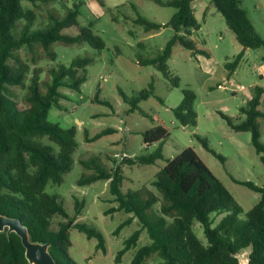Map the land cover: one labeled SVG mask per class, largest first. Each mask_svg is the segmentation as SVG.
<instances>
[{
  "label": "trees",
  "instance_id": "16d2710c",
  "mask_svg": "<svg viewBox=\"0 0 264 264\" xmlns=\"http://www.w3.org/2000/svg\"><path fill=\"white\" fill-rule=\"evenodd\" d=\"M22 1L0 0V213L19 218L28 227L33 241L49 242V252L57 264H78L68 251L71 246L69 221L74 218L66 212L57 194L45 191L49 182L60 184L63 174L71 168L76 147V127L64 128L51 122L48 112L51 107L59 106L58 101L62 96L60 87L80 90L87 80L86 68L94 62V58L77 56L68 64L52 68L51 79L44 84V91L40 87L39 69L35 68L27 84L24 103L15 100L7 87L24 84L29 64L16 58L18 65H10L8 60L21 47L31 48L34 44L41 45L45 52H50L51 44L56 41L65 44L85 42L98 52L106 44L100 35L94 33L93 22L79 24L78 4L69 8L63 16H52L46 27L31 29L35 12L25 8ZM28 1L35 4L37 1L53 0ZM153 1L162 6H171L176 11L164 24L149 21L140 15L133 20L134 23L142 26L145 32L170 26L175 33L157 55L138 63L153 65L173 86H178L180 78L171 74L167 64L173 46L180 44L192 52L207 55L191 38L192 32L200 28L193 8L195 0ZM241 2L210 0L240 45L264 50V36L256 29ZM19 19L25 21L23 27L18 33H13L12 29ZM75 25L78 26L77 33L71 35L62 32L64 28ZM242 55L240 52L224 64L229 73L236 69ZM50 57L55 58L54 52H50ZM263 93L262 86H254L252 96L239 110L244 118L233 122L227 117V122L236 131L250 132L251 144L264 165V141L259 131V119H264V111L259 108ZM151 94V89H143L139 96L128 99L123 94L125 101L130 103L129 112L136 109L140 98H147ZM195 100V91L183 88L181 101L173 107L176 120L183 126L196 125ZM114 131L113 128L103 129L87 140ZM167 136L168 130L162 124L146 129L142 133V140L146 145H156L155 149L127 157L123 162L140 165L155 163L163 158V144ZM43 137L55 143L58 149L43 142ZM200 139L208 147L205 140ZM81 163L91 172H83L77 184L108 180V190L116 206L105 210V214L115 211L132 213L115 232L134 217L140 224V228L124 240L123 248L116 254V262L127 250L136 246L140 232L145 230L150 242L136 249L129 264H143L152 254L159 259L155 264H238L235 255L246 249L249 250V264H264V184L239 182L260 193L259 200L241 218L242 207L192 147H185L167 159L150 181L151 188L144 184L126 192L120 188L123 174L119 165L107 171L95 158L82 160ZM82 206L83 200L75 199V215L81 214ZM223 211L226 213L215 223L212 213ZM55 216L68 220L59 222L58 227L53 228ZM195 221L201 224L206 242H202L193 231ZM72 227L84 232L88 238H97L98 246L104 249L103 237L94 227L80 221L74 222ZM24 251L16 233L0 232V264H29Z\"/></svg>",
  "mask_w": 264,
  "mask_h": 264
},
{
  "label": "rangeland",
  "instance_id": "374dc122",
  "mask_svg": "<svg viewBox=\"0 0 264 264\" xmlns=\"http://www.w3.org/2000/svg\"><path fill=\"white\" fill-rule=\"evenodd\" d=\"M22 3L25 8L35 12L31 29L46 27L52 16H63L69 8L78 4L79 24L93 22L94 33L100 35L106 44L98 52L85 42L65 44L56 41L50 46L55 58H51L50 52H45L41 45L34 44L31 48L21 47L8 60L10 65L17 66L18 60L29 64L24 84L7 87L15 100L24 103L27 84L35 68L39 69L40 87L44 91V84L51 79L52 68L68 64L77 56L94 58V62L86 68L87 80L80 90L60 87L62 96L58 101L59 106L51 107L48 112L51 122L64 128L72 125L76 127V147L71 168L63 174L60 184L49 182L45 189L57 194L66 212L74 218L69 221L71 246L68 251L75 262L129 264L136 249L150 242L146 231L142 230L136 246L127 250L119 262L115 261L118 250L124 246V240L139 229L140 224L134 217L115 232L119 224L131 217L132 213H104L116 206L108 190V180L77 184L83 172H91L83 167L82 160L95 158L107 171L119 165L123 174L120 188L126 192L144 184L150 187V181L167 159L185 147H192L242 207L239 216L245 217V213L259 200L260 193L239 182L251 181L263 185L264 165L251 144L250 132L236 131L228 124L227 117L233 122L243 119L244 114H240L239 110L245 105L249 92H253L257 84L264 88V75L260 77L264 69L263 48L245 49L237 42L234 33L210 0H195V15L201 26L192 32L191 38L207 55L192 52L180 44L174 45L167 64L171 74L177 75L180 81L178 86H173L153 65L139 64L138 61L157 55L174 35V30L166 26L145 32L133 20L140 15L149 21L164 24L174 14L175 8L159 5L153 0H53L37 1L35 4L23 0ZM241 5L264 36V0H242ZM24 22L19 19L12 32L18 33ZM77 31V25L62 30L71 35ZM240 52L243 55L238 66L229 73L224 64ZM183 88H191L196 93L195 126H183L173 113V107L182 99ZM143 89H151L152 94L140 98L136 109L129 112L130 103L125 101L123 94L128 99L139 96ZM262 104L264 108V99ZM156 124H162L168 130L163 144V158L148 165L123 162L127 157L155 149L156 145L143 142L142 133ZM107 128L115 131L87 140ZM259 131L264 141V124H259ZM200 138L205 140L208 147L203 145ZM42 141L58 149L47 137H43ZM75 199L83 200L80 215L74 214ZM225 213L213 212L215 223ZM67 220L55 216L52 227L57 228L59 222ZM78 221L101 233L104 249L98 246L97 238H88L84 232L72 227ZM192 228L197 237L206 242L201 224L195 221ZM247 252L248 249L245 250ZM158 260L157 255L152 254L143 264H155Z\"/></svg>",
  "mask_w": 264,
  "mask_h": 264
},
{
  "label": "water",
  "instance_id": "95a60500",
  "mask_svg": "<svg viewBox=\"0 0 264 264\" xmlns=\"http://www.w3.org/2000/svg\"><path fill=\"white\" fill-rule=\"evenodd\" d=\"M7 234L14 232L20 239L24 247V255L29 264H57L49 252V242L33 241L30 238L28 227L17 217H9L0 213V232ZM238 264H249V250L239 251L236 255Z\"/></svg>",
  "mask_w": 264,
  "mask_h": 264
},
{
  "label": "crops",
  "instance_id": "0c3cea01",
  "mask_svg": "<svg viewBox=\"0 0 264 264\" xmlns=\"http://www.w3.org/2000/svg\"><path fill=\"white\" fill-rule=\"evenodd\" d=\"M193 8H195V4H194V2H193ZM194 13H196L195 12V10H194ZM204 14V13H203ZM201 26V25H200ZM238 42V41H237ZM197 44V43H196ZM240 44V43H239ZM246 49V48H245ZM264 62V61H263ZM264 75V69H263V71H262V73H260V77H262ZM258 85V84H257ZM254 86H256V85H254ZM260 86V85H259ZM252 96V92L250 93L249 92V97H248V99L250 98ZM263 99H264V93H263V95L261 96V99H260V105H259V108L262 110V111H264V108H263ZM259 124H261V125H263L264 124V119H260V122H259Z\"/></svg>",
  "mask_w": 264,
  "mask_h": 264
}]
</instances>
